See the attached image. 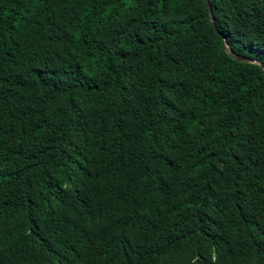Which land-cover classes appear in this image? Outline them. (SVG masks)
Returning <instances> with one entry per match:
<instances>
[{
  "label": "trees",
  "instance_id": "1",
  "mask_svg": "<svg viewBox=\"0 0 264 264\" xmlns=\"http://www.w3.org/2000/svg\"><path fill=\"white\" fill-rule=\"evenodd\" d=\"M0 0V264H264V0Z\"/></svg>",
  "mask_w": 264,
  "mask_h": 264
},
{
  "label": "water",
  "instance_id": "2",
  "mask_svg": "<svg viewBox=\"0 0 264 264\" xmlns=\"http://www.w3.org/2000/svg\"><path fill=\"white\" fill-rule=\"evenodd\" d=\"M206 2H207L208 6H209V8H210L212 25H213L214 27H216L215 20H214V16H213V10H212V7H211V2H210V0H206ZM224 42H225L226 52H228V54H229L231 57H233L234 59H236V60H237V59H239V60H248V61H252V62H257V63H259V64H261V65L264 66V64H263L261 61L257 60V59H250V58H247V57H245V56H242L241 54H236V53H234V52L232 51L230 45L228 44L226 38H224Z\"/></svg>",
  "mask_w": 264,
  "mask_h": 264
}]
</instances>
